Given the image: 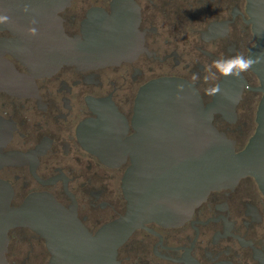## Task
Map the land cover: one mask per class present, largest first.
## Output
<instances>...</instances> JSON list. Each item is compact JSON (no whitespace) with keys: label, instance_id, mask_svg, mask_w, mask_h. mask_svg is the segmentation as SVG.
Masks as SVG:
<instances>
[{"label":"flooded vegetation","instance_id":"flooded-vegetation-1","mask_svg":"<svg viewBox=\"0 0 264 264\" xmlns=\"http://www.w3.org/2000/svg\"><path fill=\"white\" fill-rule=\"evenodd\" d=\"M52 16L33 36L61 29L81 36L92 17L116 14L130 21L139 53L131 61L99 69L62 66L49 75L22 63L27 47L0 24V181L12 191L10 207L32 194L50 195L74 212L80 227L95 236L126 210L122 178L126 162L109 167L87 151L79 128L110 104L131 127L139 90L153 80L187 82L203 106L213 103L206 89L218 85L224 99L240 89L232 115H213L212 125L242 151L256 130L261 94L256 76L205 81L213 62L248 56L255 44L246 0H39ZM51 5V6H50ZM26 30V25H23ZM31 43V42H28ZM30 45V44H29ZM214 72L215 69H212ZM196 76L198 79H193ZM7 264H47L44 241L26 228L8 232ZM118 264H264V197L251 177L231 189L211 192L183 224H145L116 251Z\"/></svg>","mask_w":264,"mask_h":264},{"label":"water","instance_id":"water-1","mask_svg":"<svg viewBox=\"0 0 264 264\" xmlns=\"http://www.w3.org/2000/svg\"><path fill=\"white\" fill-rule=\"evenodd\" d=\"M246 1L255 40L248 56L255 58L264 53V0ZM47 7L39 0H0V17L8 18L0 24L18 39L25 37L22 63L32 72L49 75L62 66L80 70L116 66L139 53L131 36V20L116 14L89 18L81 36L69 38L61 29H53L50 35L34 37L30 30L37 33L40 21L52 16L45 12ZM250 71L258 79L255 91L261 99L255 133L240 152L212 125L214 114H233L240 89L226 99L221 89L213 103L203 106L187 82L153 80L136 96L131 136L115 107L98 102L103 111L96 120L81 124L79 138L87 151L109 167L129 160L121 186L124 215L91 236L80 227L74 212L50 195L32 194L18 208L10 207L12 191L0 181V264H7L8 232L15 228L29 229L44 241L50 254L47 264H118L116 251L135 230L150 223L179 226L213 191L231 189L251 177L264 197V62Z\"/></svg>","mask_w":264,"mask_h":264},{"label":"clouds","instance_id":"clouds-1","mask_svg":"<svg viewBox=\"0 0 264 264\" xmlns=\"http://www.w3.org/2000/svg\"><path fill=\"white\" fill-rule=\"evenodd\" d=\"M8 18L6 16L0 17V23H3ZM31 34H35V29L30 30ZM264 62V53H261L259 56L253 58L252 56H245L243 54H237L230 58H221L213 62L212 66L209 68V75L204 79L216 80L218 79L217 74L221 77H232L233 79H239L241 74L246 73L253 69L257 64ZM212 69H215L213 72ZM193 79H198L194 76ZM180 89L183 88V85L179 86ZM206 92L210 96L220 94L221 89L218 85L210 86L206 89Z\"/></svg>","mask_w":264,"mask_h":264}]
</instances>
